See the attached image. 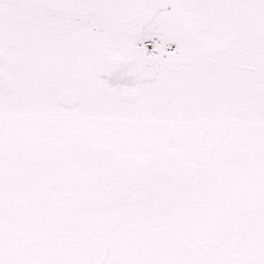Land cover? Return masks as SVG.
Instances as JSON below:
<instances>
[{
    "label": "snow or ice",
    "instance_id": "6c2138e0",
    "mask_svg": "<svg viewBox=\"0 0 264 264\" xmlns=\"http://www.w3.org/2000/svg\"><path fill=\"white\" fill-rule=\"evenodd\" d=\"M0 264H264V0H0Z\"/></svg>",
    "mask_w": 264,
    "mask_h": 264
}]
</instances>
